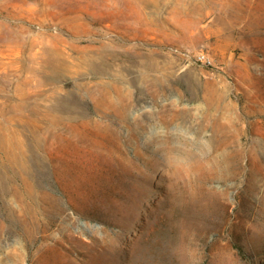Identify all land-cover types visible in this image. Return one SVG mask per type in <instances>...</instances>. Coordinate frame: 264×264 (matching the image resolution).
<instances>
[{
    "label": "rangeland",
    "instance_id": "rangeland-1",
    "mask_svg": "<svg viewBox=\"0 0 264 264\" xmlns=\"http://www.w3.org/2000/svg\"><path fill=\"white\" fill-rule=\"evenodd\" d=\"M0 264H264V0H0Z\"/></svg>",
    "mask_w": 264,
    "mask_h": 264
}]
</instances>
